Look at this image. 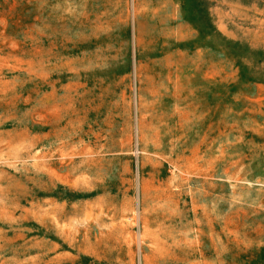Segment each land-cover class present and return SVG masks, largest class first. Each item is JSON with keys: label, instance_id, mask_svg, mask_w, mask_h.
Returning <instances> with one entry per match:
<instances>
[{"label": "rangeland", "instance_id": "obj_1", "mask_svg": "<svg viewBox=\"0 0 264 264\" xmlns=\"http://www.w3.org/2000/svg\"><path fill=\"white\" fill-rule=\"evenodd\" d=\"M0 264H264V0H0Z\"/></svg>", "mask_w": 264, "mask_h": 264}]
</instances>
